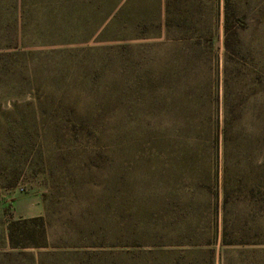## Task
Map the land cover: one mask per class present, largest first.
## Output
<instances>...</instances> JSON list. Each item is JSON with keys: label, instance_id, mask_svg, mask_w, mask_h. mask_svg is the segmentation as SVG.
<instances>
[{"label": "rangeland", "instance_id": "rangeland-1", "mask_svg": "<svg viewBox=\"0 0 264 264\" xmlns=\"http://www.w3.org/2000/svg\"><path fill=\"white\" fill-rule=\"evenodd\" d=\"M258 6L249 11L246 30L236 40L239 54L232 55L227 66L232 78L228 122L233 124L231 139L238 142L250 128L264 125V0ZM222 33L220 22V69ZM93 41L79 46L98 45ZM98 52L87 58L80 53L70 61L35 56L30 68L37 80L22 92L19 79L0 78V264H32L21 254L36 252L12 249L7 224L11 218H33L40 210L54 244L86 237L102 246L98 252L110 254L87 264H176L179 258L167 245L168 234L182 230L177 226L180 218L161 224L158 212L182 206L187 199L184 190L168 186L173 169L164 164L169 156L154 155L157 148L166 151V144H155L142 111L153 107L155 94L108 60L109 52L106 64L100 62ZM251 73H260L263 84L252 85ZM239 91L243 101H233ZM227 166L233 191L248 176L257 178L264 155L248 161L231 153ZM251 213L239 202L230 205V226L245 231ZM187 218L193 227L195 216ZM255 220L264 229V212ZM260 238L258 244L224 246L219 234L214 264H264V232ZM191 259L206 264L203 255L186 257L183 263Z\"/></svg>", "mask_w": 264, "mask_h": 264}, {"label": "trees", "instance_id": "trees-1", "mask_svg": "<svg viewBox=\"0 0 264 264\" xmlns=\"http://www.w3.org/2000/svg\"><path fill=\"white\" fill-rule=\"evenodd\" d=\"M258 1L0 0V12L8 15L3 18L0 14V78L19 79L21 92L37 80L30 68L35 56L70 61L80 53L87 58L98 51L103 56L97 57L100 62L106 64L109 52L108 60L154 92L153 107L142 111L152 125L155 144H166V151L157 148L154 155L156 159L161 153L169 156L164 164L173 169L168 186L184 190L187 199L182 206L173 204L158 212L161 224L169 223L170 217L180 218L177 226L182 230L168 234L167 245L178 251L171 252L179 257L176 264L200 255L206 264H214L219 234L224 246L262 241L264 229L255 215L264 212V169L258 167L257 178L248 176L232 191L227 166L231 153L248 161L264 155V125L258 130L250 128L238 142L231 139L233 124L228 122L232 78L227 66L232 55L239 54L236 40L246 30L249 11L254 6L258 10ZM36 16L41 19L35 21ZM90 41L98 45L79 46ZM34 48L42 49L31 50ZM249 76L252 85L263 84L260 73ZM242 95L237 92L233 101L242 102ZM251 96H246V103ZM200 197L201 203L195 204ZM236 202L252 212L241 233L227 218L228 207ZM190 215L195 216L193 227L187 224ZM48 227L43 216L11 218L7 224L9 245L34 250L36 254H21L32 264H87L110 255L98 252L96 248L102 246L86 237L72 244H54ZM160 229L166 230L164 226ZM185 264L196 262L191 259Z\"/></svg>", "mask_w": 264, "mask_h": 264}, {"label": "crops", "instance_id": "crops-1", "mask_svg": "<svg viewBox=\"0 0 264 264\" xmlns=\"http://www.w3.org/2000/svg\"><path fill=\"white\" fill-rule=\"evenodd\" d=\"M39 216H42V210H40L38 214L33 215L32 217H39Z\"/></svg>", "mask_w": 264, "mask_h": 264}]
</instances>
